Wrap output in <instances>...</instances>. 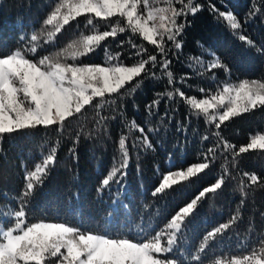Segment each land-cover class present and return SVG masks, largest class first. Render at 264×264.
<instances>
[{"label":"trees","instance_id":"1","mask_svg":"<svg viewBox=\"0 0 264 264\" xmlns=\"http://www.w3.org/2000/svg\"><path fill=\"white\" fill-rule=\"evenodd\" d=\"M58 2L60 0H0V50L15 49L22 32L30 36L34 32L40 35L51 30L50 26L42 22ZM150 3L154 7H168V0H150ZM196 3L203 5V10L195 15H187L190 26L185 28L181 37L183 48L179 55H169L172 61L169 70L174 74L173 84L168 83L166 76L163 79L142 78V87L134 96L125 90L121 96L107 97L115 99L116 103L100 110L99 116L97 109L86 106V111L67 124L61 133L39 128L27 135L14 133L4 137L0 145L3 149L0 153V216H11L12 211L19 206L18 197L23 192L25 171L34 170L43 155H47L50 148L57 147L55 164L50 168V174L42 187L38 186L34 196L29 198L37 217L32 222H40L39 217L44 215L47 216L44 222L67 220L75 225L82 221L84 227H90L103 224L104 217L112 215L109 211L111 208L118 209L114 218L120 223L128 215L135 219L137 225L143 220L145 224L158 225L159 230L179 207L195 198L203 187L211 186L215 180L223 177L222 188L208 194L194 214L186 218L181 234L180 254L187 261L189 257L185 250L195 254L207 231L214 230L221 223H230L233 218L235 223L221 234L223 243L202 255L207 256L211 251H224V256L217 255L215 259L226 261L231 259L229 251H235L241 256L250 255L252 250L259 252L264 243V216L261 215L264 213V150L250 149L235 159L231 149L223 154L218 152L214 158L207 150L218 143V138L212 135L216 131L220 132L224 141L235 146L236 151L240 146H246L253 135H264V108L231 118L217 130L214 123L209 125L203 116H197L174 90L179 89L189 97L206 98L199 91L200 88L216 94L222 92L225 84L238 87L243 80L264 83V53L257 51V48H264V0H196ZM210 4L220 11L230 10L237 16L242 25L237 35L232 34L226 21L218 22L219 18H214L215 14L209 10ZM181 6L177 0H172V7ZM253 11L256 14L249 15ZM245 17H248L247 21ZM86 18L87 14H84L64 26L62 32L54 37L53 44L40 48L39 55L55 54L82 34H93L85 28ZM117 19L112 18V26L116 25ZM183 19L178 18V22ZM97 30H107V25L97 21ZM239 34L248 37L253 45L240 41ZM44 38L46 36H42ZM130 38L137 44L142 43L151 54H157L153 51L154 46L138 36L133 37L129 31L107 38L97 51L82 58V62L102 66L120 63L132 66L136 49L127 43ZM121 41L124 43L121 44ZM197 41L204 49H210L218 55L230 73L226 74L223 69L208 72L199 66L191 67L196 62L190 57L202 56L205 66L212 59L197 47ZM168 46L171 47L170 42ZM106 52L112 56L111 61L107 60ZM153 71L157 76L161 75L159 67ZM201 72L203 75L199 74ZM213 74L216 77L214 81L211 79ZM181 77H184L183 82ZM166 90L173 91L174 98L169 100L165 96L158 106H153L155 114L149 116L146 105L159 99L156 93ZM134 103L138 110L134 109ZM121 105L123 116L120 114ZM166 110L170 119L161 122L160 117ZM101 116L108 119L98 125L96 122ZM133 119L138 125L144 126L146 131L149 124L153 128L159 127L155 134H148L153 149H144L142 144L133 147V141L140 138V133L138 130L129 133L124 124ZM177 123L186 126V133L177 131ZM77 133L78 160L68 152L74 146L73 142L77 141ZM120 135L128 136L126 146L130 162L124 181L126 188L121 189L119 204L113 205L111 201L116 198L117 186L113 185L111 192L105 190L102 195L97 193V187L114 164L119 166ZM204 135L210 139L202 142ZM114 157H117L115 161ZM206 160L210 161V167L203 173L187 181H180L156 197L151 195L168 171H186L192 164ZM245 172L256 174L260 181L253 185L244 175ZM125 203L127 209L121 206ZM206 264H211V261H206Z\"/></svg>","mask_w":264,"mask_h":264},{"label":"snow or ice","instance_id":"2","mask_svg":"<svg viewBox=\"0 0 264 264\" xmlns=\"http://www.w3.org/2000/svg\"><path fill=\"white\" fill-rule=\"evenodd\" d=\"M177 3L182 6L172 7V0H168V7H154L150 0H60L56 3L42 22L43 25L50 26L51 30L40 35L34 32L30 36L22 32L15 49L0 50V145L6 135H27L39 128L61 133L67 124L86 111V106L97 109L99 116L100 110L116 103L115 99L107 97L121 96V92L125 90L130 96H134L142 87V78L163 79L166 76L168 83L173 84L174 74L169 70L172 63L169 55H179L183 48L181 37L185 28L190 26L187 15H195L203 10V5L196 3V0H187L186 3L184 0H177ZM209 10L215 14L214 18H219L218 22H227L233 35L238 34L242 25L232 11H220L212 4L209 5ZM84 14H87L85 28L93 34H82L55 54L39 55L40 48L53 44L54 37L62 32L64 26L70 25L71 21ZM255 14L253 11L249 15ZM180 17L184 19L178 22ZM112 18H118L115 26L111 24ZM97 21H103L107 30L98 31ZM129 31L133 37L138 36L154 46L153 51L157 54H151L142 43L137 44L130 38L127 43L136 49L132 66H125L123 63L102 66L82 62V58L97 51L107 38ZM42 36L46 38L42 39ZM238 39L249 46L253 45L243 34H239ZM169 42L171 47L168 46ZM197 47L212 59L205 66L202 56L190 57L196 62L191 67L199 66L208 72L223 69L226 74L230 73V69L218 55L210 49H204L199 41ZM257 51L264 53V48H257ZM106 56L107 60H112L107 52ZM135 57L140 59L136 60ZM157 67L160 69V76L153 71ZM199 74L203 75V72ZM180 79L183 82L184 77ZM211 79H216L214 74ZM174 91L197 116H203L209 125L214 123L217 130L231 118L264 108V83L256 80H243L238 87L225 84L222 92L216 94L200 88L199 91L206 98L189 97L179 89ZM156 96L159 99L146 105L149 116L155 114L153 106H158L165 96L169 100L173 99L174 92L166 90L156 93ZM133 106L138 110L135 103ZM120 107V114L123 116V105ZM106 119L108 118L101 116L96 123L104 124ZM164 119H170L167 110L160 117L161 122ZM124 124L129 133L133 130L140 133V138L133 141V147L142 144L144 149H153L148 134H155L159 127L153 128L149 124L146 131L135 119L125 121ZM177 131L186 133V126L177 123ZM212 135L218 138V143L207 150L213 158L218 152L223 154L229 149L232 150L234 159L248 153L250 149L264 150V135H253L251 141L246 146H240L238 151L235 146L224 141L219 131ZM76 137L77 141L73 142L74 146L68 152L78 160L76 146L79 133ZM209 139L208 135H204L202 142ZM127 140L128 136L120 135L119 166L114 164L97 187V193L102 195L105 190L111 192L113 185L117 186L116 198L111 201L113 205L119 204L121 189L126 188L124 181L130 162ZM2 152L0 146V153ZM57 152V147L50 148L47 155H43L42 160L35 164L34 170L25 171L23 192L18 197L19 206L12 211L11 216H0V264H206V261H211V264H264V243L259 252L252 250L250 255L241 256L235 251H229L231 259L226 261L215 259L217 255L224 256V251H211L207 256L202 255L223 243L221 234L231 228L235 218L230 223H221L214 230L207 231L195 254L185 250L189 257L187 261L180 254L181 234L186 218L194 214L199 203L208 194L216 193L222 188L223 177L215 180L211 186L203 187L195 198L179 207L159 230L158 225L145 224L143 220L137 225L135 219L128 215L120 223L114 218L118 209L111 208L109 211L112 215H106L103 224L90 227H84L82 221L75 225L67 220L44 222L47 219L44 215L39 217L40 222H32L37 217L29 198L34 196L38 186L42 187L45 178L50 174ZM116 159L114 157V161ZM209 167L210 161L206 160L192 164L186 171H168L151 195L156 197L180 181L196 177ZM137 170L139 171V164ZM244 175L253 185L260 181L256 174L245 172ZM121 206L128 208L126 203ZM261 215L264 216V213Z\"/></svg>","mask_w":264,"mask_h":264},{"label":"rangeland","instance_id":"3","mask_svg":"<svg viewBox=\"0 0 264 264\" xmlns=\"http://www.w3.org/2000/svg\"><path fill=\"white\" fill-rule=\"evenodd\" d=\"M164 7H167V6H164ZM104 66H115V65H104Z\"/></svg>","mask_w":264,"mask_h":264}]
</instances>
